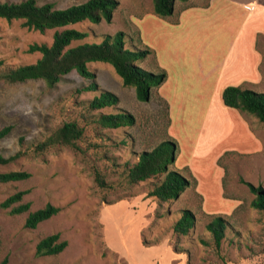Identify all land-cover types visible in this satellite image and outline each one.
<instances>
[{
  "label": "rangeland",
  "instance_id": "374dc122",
  "mask_svg": "<svg viewBox=\"0 0 264 264\" xmlns=\"http://www.w3.org/2000/svg\"><path fill=\"white\" fill-rule=\"evenodd\" d=\"M37 1L66 8L88 0ZM152 7L153 0H119L111 22L85 20L70 25L90 33L72 46L101 42L104 34L121 30L128 35L127 47L147 46L148 28L137 16ZM54 31L41 33L23 26L22 20L0 17V59L8 66L35 63L42 54L27 52L28 47L33 43L51 44ZM140 35L143 45L138 41ZM257 47L264 53V36L259 35ZM135 63L154 72L162 69L153 55ZM88 65L96 73V91L78 92L93 80L76 70L65 74L53 87L43 79L16 83L0 80V129L12 126L0 140V155L21 154L0 164V173H31L26 180L0 181V264L5 257L9 264H264V211L252 206L255 195L240 181L242 177L264 187V122L239 112L232 129L224 134L218 129L209 131L201 112L207 99L206 87L200 85L199 68L191 64L183 66L189 72L183 101L176 100L173 92L181 93L168 82L161 88L156 86L145 102L137 99L135 88L125 85L111 64ZM168 68L174 73L173 66ZM255 87L264 91V80ZM102 90L116 93L119 103L92 109L90 101ZM121 110L134 114L135 124L109 128L99 123L101 113ZM227 113L232 117L236 112L231 109ZM70 121L84 128L77 147L57 145L44 152L35 150L38 142ZM166 139L177 145L176 161L169 168L195 177L197 184L186 188L179 198L159 205L147 193L165 174L131 183L128 170L142 151ZM97 171L107 186L97 183ZM19 190H29L23 202H31V207L28 212L12 214L11 208H3L1 203ZM48 203L60 207L59 213L36 228L26 227L28 213ZM183 209L196 215L195 226L187 235L173 230ZM215 215L228 221L220 247L206 229ZM56 232L68 246L59 254L38 256V242ZM144 239L159 243L146 245ZM169 243L182 252L177 253ZM109 246L119 250H110Z\"/></svg>",
  "mask_w": 264,
  "mask_h": 264
},
{
  "label": "trees",
  "instance_id": "16d2710c",
  "mask_svg": "<svg viewBox=\"0 0 264 264\" xmlns=\"http://www.w3.org/2000/svg\"><path fill=\"white\" fill-rule=\"evenodd\" d=\"M177 0H153L154 12L159 16L173 14ZM187 1V0H182ZM119 5V0H88L81 4H73L66 8H57L55 3L46 2L39 4L37 0H23L20 2H1L0 17L8 21L22 20L23 26L30 30L45 33L54 29L53 41L48 43H33L27 52H39L42 56L35 62L18 66H8L0 59V80L9 83L24 82L30 79H43L48 86H55L65 74L76 70L81 76L93 80L87 86L78 89V92L96 91L98 83L94 80L96 73L89 68L91 62H104L111 64L123 83L135 88L136 97L139 101H149L152 96V87L161 85L167 78V72L161 69L159 72L148 70L135 63L137 59L146 58L153 51L150 47H127V33L118 31L114 34H104L101 42H84L72 46L75 41L84 40L90 33L75 27L72 24L89 20L100 23L102 20L112 21L113 13ZM138 41H141L139 38ZM226 106L246 112L264 122V91H256L244 88L240 85L227 86L222 95ZM119 96L110 91L102 90L99 95L90 101L92 109H102L118 104ZM98 121L104 127L119 128L135 124L136 117L126 110L115 113H101ZM12 130L11 125L0 129V140ZM84 128L77 122L64 123L46 139L35 145L37 152H44L57 145H71L77 147L76 141L83 136ZM177 145L175 141L166 139L151 150H144L139 154L138 161L129 168L128 179L131 183L145 181L153 176L164 173L162 180L153 184L147 197L156 198L158 204L179 198L186 188L197 184L195 177H187L169 165L176 161ZM21 154L17 153L10 157L0 155V164H6ZM31 176L28 171H8L0 173L1 182L22 181ZM97 183L105 187L107 182L100 171L96 172ZM250 191L255 195L252 206L264 211V187L240 178ZM29 190H19L2 203L1 207L11 208L12 214L28 212L31 202H23V197ZM60 207L48 203L42 208L30 211L26 218L25 226L36 228L39 223L50 219L58 214ZM162 217L163 214L157 213ZM196 215L190 209H183L180 218L175 222V233L187 235L195 226ZM228 221L221 215H215L206 224V229L212 234L217 247H220L225 237ZM146 245L148 243L143 240ZM203 243L207 244L205 240ZM68 241L61 239L59 232L42 238L36 248L38 256L56 255L65 250ZM181 253L182 251H177ZM1 264H9L5 257ZM188 264V263H187Z\"/></svg>",
  "mask_w": 264,
  "mask_h": 264
},
{
  "label": "crops",
  "instance_id": "0c3cea01",
  "mask_svg": "<svg viewBox=\"0 0 264 264\" xmlns=\"http://www.w3.org/2000/svg\"><path fill=\"white\" fill-rule=\"evenodd\" d=\"M137 19L148 28L147 46L153 51L150 55L167 72L166 80L158 87L170 82L173 90L181 93L173 92L176 100L183 101L189 76L183 66H197L200 85L207 92L201 106L206 127L209 131L218 129L221 134L232 129L235 115L242 111L225 105L224 89L240 85L258 91L255 85L264 80V53L257 47L259 35L264 36V0H177L171 15L159 16L152 7ZM231 109L236 112L232 117L227 113ZM112 247L109 249L119 250Z\"/></svg>",
  "mask_w": 264,
  "mask_h": 264
}]
</instances>
